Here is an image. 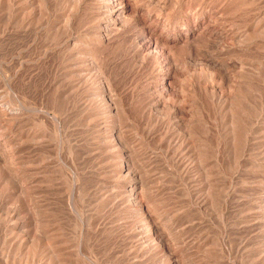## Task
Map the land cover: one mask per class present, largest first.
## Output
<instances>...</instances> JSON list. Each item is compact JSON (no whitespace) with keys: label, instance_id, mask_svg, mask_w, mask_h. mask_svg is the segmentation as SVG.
Segmentation results:
<instances>
[{"label":"rangeland","instance_id":"rangeland-1","mask_svg":"<svg viewBox=\"0 0 264 264\" xmlns=\"http://www.w3.org/2000/svg\"><path fill=\"white\" fill-rule=\"evenodd\" d=\"M62 1L63 0H46V3L42 5V7L44 8L45 6V8L43 9L41 7V11H39L40 14L39 12L37 13L39 15L35 14L33 17V35L35 33L37 36L36 42L34 43L35 45H33L35 49L33 46L30 48H25L22 51L23 54L19 51V47L22 46L20 41L22 42V40L25 38L20 37L19 35L24 34V31L21 30V32L17 25L14 24L4 26L6 15L4 14V17H0V24H2V28L0 25V31L2 30L0 32V104L2 103L4 106H9L11 108V110L7 111L6 114L10 126L2 125V127L0 125V156L4 158V162L9 159V156L11 157V153H13L14 157L13 161H11V157V159L5 163L6 165L3 164L4 162L2 159L0 161V172H2L1 166L5 165L6 167L8 165L6 168L8 173L10 172V175H12L7 177L3 172L0 173V236L2 237V239L0 237V264H54L49 262V252L44 253L43 251V253L40 255L37 252H35L34 255L32 254L33 248L36 246L33 245L35 240H37L39 237L43 238L45 235L51 233L53 234L52 237H55L56 240L59 241L58 243L61 244L56 245L59 250V252H57L58 264H168V261L165 260L166 258L163 257L164 259H161L162 256L160 251L154 250L155 252L151 251V253L148 252L146 255L141 256L142 258H137L135 256L136 249L129 250L127 248L128 245L133 243V240H139L142 238L144 239L145 235L142 234L145 233L144 228L140 227L137 228L138 230H131V233L130 231L128 232L130 221L134 220L135 216L133 219L127 218L130 215H127V213H129L127 203H119L115 205V207H105L104 209L99 201L94 198L95 187L97 184L100 185L104 182L103 184L109 186L114 182L113 177L109 175V172H107L111 169V167H114V158H110L109 155L111 152L116 154L115 151L119 150L118 148L111 146L107 148V150L103 149L102 141L100 138H98L103 133L106 134V128L104 127H107L108 123L111 122L110 120H116L114 124H116V126L121 129L124 139L127 140V145L130 144L127 146V148L129 151H132L131 153L132 159L134 160V166L136 165V167H133V170L135 168L134 171H137L136 173L141 174L144 179H148L153 182L150 183V190L151 192L154 191L151 193L153 194L151 196L153 199H151L153 200L152 203L157 202L156 204L158 205V210L160 211H164L165 209L169 211L172 208L171 212L173 211L172 213H176L188 203L187 197H184V195H180L178 193V188L183 189L184 185L182 184V181H180L177 170H174L175 165L172 159V152L180 143L178 140H183L184 138V128L189 130V133L191 132L190 134L193 137V143L196 141V138H199L198 141H200V139H204L205 142L207 141L206 144H208L207 149L209 154V166H207L209 169L207 170V173L210 176L208 180L213 181L215 188L217 184L216 190L220 193L219 194L216 192L217 194H215L214 205L215 207L217 205L220 206L216 208L218 211L219 209L221 210L225 216V221L227 220L226 223L229 224L227 225V235L223 236L224 233L219 231V226L212 222V219L209 215L208 217H204V215L200 216V213L196 212L195 217L200 218L198 220L195 218L196 225L198 223L199 229L204 227L202 228L203 234H207L208 238L214 241L213 244L212 242L209 243V241L200 242L199 240V244L201 243V245H206L205 247L213 245L215 250L219 251L218 254H221L218 256L219 258H212L209 256L212 258V260L220 259L218 264H223V261H225L224 264H256L260 260L262 263L259 262L257 264H263L264 32L260 35L252 34L251 27H257L261 25V28L264 30V0H126V17L122 18L119 23L115 25V27L110 25L111 23H109L107 19H103L100 15L96 14L94 5H92V0H84L82 4L77 6H71L68 3L66 4L65 1ZM158 2H163V4L166 5L163 12L164 16L168 15L166 20L164 19V16L162 18L157 17ZM114 15L115 14L112 16L115 17ZM61 17H65L64 19H66V21L68 20L66 23L69 25L65 24L64 19ZM51 19L52 21H56L55 23L58 21L56 24V27L58 26L57 31L49 28L47 22H52ZM61 19L63 24L60 23ZM107 22L109 24L104 28L103 23ZM40 26H43V28ZM47 27L48 32L45 30ZM235 27L236 29H234ZM227 29H229V33L231 32V38V35L235 34L236 31H238V33L240 31V34L248 37V40L244 44H238L233 39H226L225 33ZM99 31L104 34L103 37L98 36ZM166 31L169 32L168 36L166 35ZM71 32L72 34H70ZM16 34L18 36H15ZM8 35L11 37H8ZM222 37H225V40ZM38 38L41 39L38 40ZM154 38L157 39V42H155ZM74 39H77L76 48H73L71 45ZM2 40L4 41L3 43ZM64 43L65 45H63ZM62 46L63 48L61 49ZM16 50L19 51V54L18 52L16 53ZM27 50L29 52H27ZM86 52H89L91 56L90 58L92 60H88L86 57H84ZM68 54L70 55L66 56ZM11 55L12 57H10ZM17 55H19V57ZM21 55H25L26 57L24 56V58ZM35 59H37L38 62H36ZM9 60L10 62H8ZM18 62L21 65L18 64ZM42 68L45 69L43 70ZM167 70H170V76L166 74ZM168 78L169 82L167 92L160 90L156 85L160 82L161 84H166ZM103 79L109 83L110 87L105 86L108 83H105ZM59 80L62 81L63 87L68 89L65 95L58 93L56 83ZM100 85L102 86L100 87ZM102 89L109 93L108 94L105 92L103 99V95L101 94ZM174 90L177 92L175 91V93ZM91 95L93 97H91ZM97 95H99V97ZM217 95H219V101L216 99ZM111 100L113 102H110ZM16 108L17 110L20 109V112L19 110L16 112ZM108 108L116 109V114L118 115L113 114L114 110L110 114L107 112L105 113L104 111ZM173 108H176L175 114L173 112ZM43 111L45 114L42 113ZM72 111L75 112L72 113ZM49 116L52 118L50 119ZM54 117L57 118L59 123ZM198 119H203L204 124H201L200 126ZM58 128L60 130H58ZM29 135L37 136V138L35 141H32ZM30 144L32 145L30 146ZM175 144H177V146ZM188 144L191 143L189 142ZM72 145L75 147H72ZM188 149L191 148L189 147ZM241 149H243V151ZM5 150L9 151L5 152ZM151 150L153 151L150 152ZM180 150L181 153L187 152L185 148L179 149V152ZM1 151H3L4 154L1 153ZM14 152H16L15 156ZM96 153L98 154L96 155ZM5 154L8 155L5 157ZM104 154L107 156H104ZM233 154L235 156L234 158ZM217 155H221V158ZM236 155L239 156V158ZM88 158L92 159L89 160ZM50 162L52 166L50 165ZM218 162H220L221 165H219L220 163ZM214 163L218 166V168H215L217 166ZM142 165L145 169V172L147 171L146 174L143 167H141ZM210 165L212 167H210ZM42 168H50V170L41 172ZM95 168H105L104 170L106 173H102L101 175L98 173V171H95ZM168 169L171 170L172 173ZM152 170L155 171L153 172ZM212 173H214L213 176ZM219 173L222 175H219ZM148 175L150 179L148 178ZM198 176L199 180L201 181L198 180L197 184L200 186L203 185V187H205L206 182L204 181V176ZM6 177L9 178L8 181ZM22 180L23 182L25 181L24 184ZM29 181L30 183L33 181V183L30 184ZM157 181H159L158 184H156ZM174 181H177L178 183H175ZM220 182L223 185L220 184ZM169 183H173V185ZM155 185L157 188H154L156 187ZM219 185L221 188H219ZM13 186L16 187L14 188ZM25 186H27V188ZM23 187L26 190L23 189ZM61 187H64V189ZM72 188H74V190ZM71 190H73L74 194ZM36 191L39 193H36ZM175 191L177 192L175 193ZM24 193H26V195H24ZM91 193H93V195ZM22 196L25 197L23 198ZM225 196L229 198L227 199ZM28 198H30L31 201ZM229 200L231 201L226 202ZM65 201H67V203L71 201V204H64L66 203ZM238 202L240 207L238 206ZM162 206L164 209H162ZM225 206L226 210H224ZM239 208H242L243 216L251 219L255 224L254 228H252L253 231L252 229L250 230L249 228L242 227V230H240L242 232H240L241 234L234 233L235 231H233V224L236 218L235 213H237V210L235 209ZM41 211L43 213H41L42 215H40ZM228 211L231 212L229 213ZM232 212L233 216L231 214ZM63 213L66 214L63 216ZM34 216L37 217V220ZM102 217H105L104 219L107 218L108 220L115 221L116 225H118V229L113 233H108L106 231L104 234H99V232L95 230V227L97 221L103 219ZM82 220L83 222L85 220V222L82 223ZM38 222L40 223L39 225ZM203 224L206 227L203 226ZM176 225L178 226V224ZM209 225L212 228H209ZM121 228H124L125 230ZM41 232L42 235H40ZM129 233L130 235H127ZM190 233L189 234L191 235V238L195 237L196 233L192 231ZM125 234L130 237L125 236ZM244 238H248L247 243L249 245L247 244V248H249V251L253 250L252 252H254L253 255H251V259L250 257H245V254L248 252L247 248L245 249L246 252L239 250L238 252L236 251L234 253L236 242L239 239ZM179 240L182 242V239H178L176 242H174V245H172L171 248H174V250L178 252L181 257L183 256L182 254L187 255L185 258L184 256L182 257L185 260L187 258V260L195 262L197 260L202 264H209L212 261L207 258L208 256L205 253L207 252L206 249H204L205 251H201L200 254H196L195 252L193 253L192 250L194 249H192L189 254H186L188 252H186L184 249H181L185 247V245L178 242ZM129 241L131 242L129 243ZM223 241H227L229 245L227 242L224 243ZM233 241H235V243ZM222 247L225 248V250H223ZM227 249L230 250L228 251ZM226 251L227 253H225ZM190 255L192 256L191 259ZM237 255L241 256L238 257ZM32 256H34L33 259ZM99 259L101 260L99 261ZM159 259L163 261L161 262ZM225 259H228L232 262ZM203 261L205 262L203 263Z\"/></svg>","mask_w":264,"mask_h":264},{"label":"bare ground","instance_id":"bare-ground-1","mask_svg":"<svg viewBox=\"0 0 264 264\" xmlns=\"http://www.w3.org/2000/svg\"><path fill=\"white\" fill-rule=\"evenodd\" d=\"M51 1V0H50ZM53 1H56V0H53ZM63 1H65L66 2V4L68 3V4H70L71 6H77V5H79V4H82V2L84 1V0H63ZM62 1V2H63ZM86 1V0H85ZM46 3V0H0V17H4L3 15L5 14L6 16V18H5V20H4V26H9V25H11V24H14V25H17V27L20 29V31L21 30H23L24 32V34H25V36H24V34H22V35H19L20 37H24L25 39H23L22 40V42L20 41V43H21V47H19L20 48V52L22 53V51L25 49V48H30L31 46H33V45H35L34 43L36 42V39H37V36H36V34L34 33V35H33V30H34V27H33V25H34V16H35V14H37L39 11H41L40 9H41V7H42V5H44ZM48 3V2H47ZM51 3V2H50ZM86 3V2H85ZM92 5H94V10H95V12H96V14L97 15H100L101 16V18H103V19H107L108 20V22L109 23H111L110 25H112V26H114L115 27V25L116 24H118L119 23V21L122 19V18H124V17H126L125 16V14H126V11H127V2H126V0H92ZM133 3V2H132ZM131 4V3H130ZM47 5V4H46ZM62 5V4H61ZM64 5V4H63ZM158 6V14H157V17H159V18H162L163 16H164V14H163V12H164V10H165V6L166 5H164L163 4V2H158V4H157ZM130 6V5H129ZM47 7V6H46ZM54 7V6H53ZM62 7V6H61ZM60 7V8H61ZM43 8V7H42ZM44 8H45V6H44ZM43 8V9H44ZM49 8H51V7H49ZM65 8V7H64ZM63 8V9H64ZM211 8V7H210ZM42 9V10H43ZM129 9V8H128ZM46 10V9H45ZM54 10V9H53ZM131 10V9H130ZM46 12H48V11H46ZM50 13V12H49ZM55 13V12H54ZM135 13V12H134ZM166 13V12H165ZM39 14H40V12H39ZM39 14H37V15H39ZM57 14V13H56ZM64 14V13H63ZM113 14H115L114 16L115 17H113L112 15ZM131 14V13H130ZM258 14V13H257ZM259 14H260V12H259ZM96 15V16H97ZM57 16V15H56ZM64 16V15H63ZM67 16V15H66ZM49 17L51 18V16L49 15ZM53 17V16H52ZM168 17V15L167 16H164V19L166 20V18ZM187 17V16H186ZM37 18V17H36ZM60 18V17H59ZM62 18V17H61ZM65 18V17H64ZM64 18H62V19H64ZM152 18V17H151ZM154 18V17H153ZM259 18V17H258ZM49 19V18H48ZM62 19L60 20V23H62L63 21H62ZM71 19V18H70ZM45 20V19H44ZM50 20V19H49ZM56 20V19H55ZM1 21H3V20H1ZM46 21V20H45ZM51 21H52V19H51ZM62 21V22H61ZM64 23L65 24H68V23H66L67 21H66V19H64ZM111 21V22H110ZM255 21H256V19H255ZM44 22V21H43ZM50 21H48L47 22V24L49 25V28H51V29H53V30H55V31H57V27H56V24L58 23V21H57V23H55L56 21H52V22H50ZM71 22V21H70ZM103 23L104 24V28L105 27H107V25L109 24V23ZM125 22V21H124ZM3 23V22H2ZM46 23V22H45ZM263 23V22H262ZM47 24H45V25H47ZM63 24V23H62ZM86 24V23H85ZM101 24V23H100ZM99 24V25H100ZM153 24V23H152ZM1 25V28H2V24H0ZM36 25V24H35ZM58 25H60V24H58ZM69 25V24H68ZM67 25V26H68ZM120 25H121V23H120ZM245 26V25H244ZM252 26V25H251ZM11 27V26H10ZM41 27V26H40ZM184 27V26H183ZM227 27V26H226ZM232 27V26H231ZM262 26L261 25H259V26H257V27H251V31H252V34H257V35H260V34H263V32H264V30H263V28H261ZM15 28V27H14ZM13 28V29H14ZM41 28H43V26L41 27ZM40 28V29H41ZM62 28H64V27H62ZM119 28V27H118ZM238 28V27H237ZM48 29V27L45 29V30H47ZM224 29V28H223ZM230 29H232V28H230ZM234 29H236V27L234 28ZM9 30V29H8ZM11 30V29H10ZM16 30V29H15ZM44 30V29H43ZM61 30H63V29H61ZM167 30V29H166ZM172 30V29H171ZM2 31V30H1ZM0 31V32H1ZM4 31V30H3ZM107 31H109V30H107ZM225 31V30H224ZM233 31V30H232ZM22 32V31H21ZM38 32V31H37ZM36 32V33H37ZM47 32H48V30H47ZM67 32V31H66ZM222 32V31H221ZM220 32V33H221ZM7 33V32H6ZM8 33H9V31H8ZM7 33V34H8ZM14 33V32H13ZM19 33V32H18ZM54 33V32H53ZM69 33V32H68ZM105 33V32H104ZM151 33V32H150ZM171 33V32H170ZM242 33V32H241ZM20 34V33H19ZM41 34V33H40ZM70 34H72V32L70 33ZM69 34V35H70ZM108 34V33H107ZM106 34V35H107ZM230 34H231V32L229 33V29H227L226 30V33H225V37H226V39H228V40H230V39H233V40H235V42L236 43H238V44H244L247 40H248V37H246V36H243V35H241L240 34V31H239V33H238V31H236V33L235 34H233V35H231L232 36V38L230 37ZM5 35V34H4ZM33 35V36H32ZM43 35V34H42ZM50 35V34H49ZM166 35L168 36L169 35V32L168 31H166ZM5 36H7V35H5ZM15 36H18L17 34L15 35ZM99 37H103L104 36V34L102 33V32H100L99 31V35H98ZM149 36V35H148ZM159 36V35H158ZM4 37V36H3ZM8 37H11V36H9L8 35ZM68 37V36H67ZM66 37V38H67ZM72 37H73V35H72ZM225 37H222V38H224V40H225ZM69 38V37H68ZM9 39H11V38H9ZM8 39V40H9ZM14 39V38H13ZM16 39H17V37H16ZM39 39H41V38H38V40ZM60 39H62V38H60ZM72 39V38H71ZM150 39V38H149ZM3 40H5V39H3ZM2 40V43L4 42ZM19 40V39H18ZM43 40V39H42ZM67 40V39H66ZM70 40V39H69ZM143 40H145V39H143ZM154 40H155V42H157V39H155L154 38ZM1 41V40H0ZM77 39H74L73 40V42L71 43V45L73 46V48L75 47H77ZM262 41V40H261ZM8 42V41H7ZM10 42V41H9ZM12 42H13V40H12ZM15 42V41H14ZM19 43V42H18ZM53 43V42H52ZM61 43V42H60ZM146 43V42H145ZM149 43V42H148ZM218 43V42H217ZM11 44V43H10ZM55 44H56V42H55ZM58 44V43H57ZM154 44V43H153ZM165 44V43H164ZM167 44V43H166ZM4 45V44H3ZM13 45V44H12ZM17 45V44H16ZM37 45V44H36ZM63 45H65V43L63 44ZM10 46V45H9ZM19 46V45H18ZM38 46V45H37ZM58 46V45H57ZM61 46V45H60ZM17 47V46H16ZM40 47V46H39ZM49 47H50V45H49ZM153 47V46H152ZM4 48V47H3ZM11 48V47H10ZM9 48V49H10ZM18 48V49H19ZM33 48L35 49V47L33 46ZM63 48V46L61 47V49ZM65 48H66V46H65ZM70 48V47H69ZM52 49V48H51ZM58 49V48H57ZM59 49H60V47H59ZM5 50H6V47H5ZM154 50V49H153ZM1 51V50H0ZM3 51V50H2ZM19 51H17L16 50V53L18 52V54H19ZM31 51V50H30ZM33 51V50H32ZM49 51H51V50H49ZM58 51V50H57ZM60 51V50H59ZM76 51V50H75ZM75 51H74V53H75ZM155 51V50H154ZM27 52H29L28 50H27ZM26 52V53H27ZM42 52V51H41ZM43 52H44V50H43ZM42 52V53H43ZM69 52H71V51H69ZM79 52V51H78ZM1 53V52H0ZM10 53V52H9ZM14 53V52H13ZM15 53V54H16ZM25 53V55L27 56V54ZM68 53V52H67ZM73 53V52H72ZM72 53H71V55H72ZM77 53V52H76ZM23 54V53H22ZM54 54V53H53ZM56 54V53H55ZM64 54V53H63ZM77 54H79V53H77ZM155 54H156V52H155ZM5 55V54H4ZM24 55V56H25ZM45 55V54H44ZM70 54H68V55H66V56H69ZM80 55V54H79ZM207 55V54H206ZM18 57H19V55H17ZM22 56V55H21ZM24 56H22V57H24ZM25 56V57H26ZM41 56H42V54H41ZM47 56V55H46ZM57 56V55H56ZM75 56V55H74ZM10 57H12V55L10 56ZM24 57V58H25ZM77 57V56H76ZM84 57H86V59H88V60H92L90 57V54H89V52L87 53H85V55H84ZM43 58V57H42ZM62 58V57H61ZM18 59V58H17ZM20 59V58H19ZM65 59V58H64ZM13 60V59H12ZM36 60V62H38L37 61V59H35ZM39 60V59H38ZM1 61V60H0ZM14 61V60H13ZM28 61V60H27ZM66 61V60H65ZM81 61V60H80ZM203 61V60H202ZM8 62H10V60L8 61ZM89 62V61H88ZM92 62V61H91ZM189 62V61H188ZM204 62V61H203ZM253 62V61H252ZM5 63V62H4ZM72 63H74V62H72ZM169 63V62H168ZM16 64V63H15ZM18 64H20L19 62H18ZM42 64V63H41ZM56 64V63H55ZM76 64V63H75ZM91 64V63H90ZM93 64H94V62H93ZM224 64V63H223ZM264 64V63H263ZM4 65V64H3ZM6 65V64H5ZM21 65V64H20ZM22 65H23V61H22ZM64 65V64H63ZM71 65H73V64H71ZM77 65V64H76ZM80 65V64H79ZM175 66V65H174ZM262 66V65H261ZM264 66V65H263ZM48 67V66H47ZM61 67V66H60ZM74 67H75V65H74ZM10 68V67H9ZM11 68H12V66H11ZM39 68V67H38ZM55 68V67H54ZM94 68V67H93ZM220 68V67H219ZM24 69V68H23ZM43 69V68H42ZM45 69V68H44ZM43 69V70H44ZM92 69V68H91ZM27 70V69H26ZM37 70V69H36ZM41 70V69H40ZM207 70V69H206ZM211 70V69H210ZM50 71V70H49ZM81 71V70H80ZM95 71V70H94ZM216 71V70H215ZM225 71V70H224ZM65 72V71H64ZM67 72H68V70H67ZM99 72V71H98ZM70 73V72H69ZM74 73V72H73ZM173 73V72H172ZM22 74V73H21ZM45 74H46V72H45ZM63 74V73H62ZM72 74V73H71ZM80 74H82V73H80ZM166 74L168 75V76H170L171 75V73H170V70H167L166 71ZM42 75V74H41ZM99 75H100V73H99ZM173 75V74H172ZM228 75V74H227ZM226 75V76H227ZM4 76V75H3ZM44 76V75H43ZM102 76V75H101ZM48 77V76H47ZM108 77V76H107ZM103 78V77H102ZM232 78V77H231ZM16 79V78H15ZM53 79V78H52ZM51 79V80H52ZM81 79V78H80ZM83 79V78H82ZM226 79V78H225ZM63 80V79H62ZM104 80V79H103ZM153 80V79H152ZM169 80V78L167 79V83L166 84H161V82L160 83H158L156 86L160 89V90H162V91H166L167 92V89H168V81ZM7 81V80H6ZM90 81V80H89ZM105 81V80H104ZM103 81V82H104ZM20 82V81H19ZM52 82V81H51ZM107 81H105V83H106ZM264 82V81H263ZM4 83V82H3ZM97 83H98V81H97ZM104 83V84H105ZM108 83V82H107ZM212 83V82H211ZM46 84V83H45ZM57 90H58V93L59 94H63V95H65V93H66V91L68 90L66 87H63V83H62V81H58L57 83ZM66 84V83H65ZM64 84V85H65ZM101 84V83H100ZM103 84V83H102ZM155 85V84H154ZM173 85V84H172ZM212 85V84H211ZM215 85V84H214ZM7 86H9V85H7ZM17 86V85H16ZM102 85H100V87H101ZM105 86H109V83L108 84H106ZM175 86V85H174ZM110 87V86H109ZM208 87V86H207ZM170 88V87H169ZM262 88V87H261ZM12 89V88H11ZM72 89V88H71ZM105 89V88H104ZM104 89H102V92L101 91H97V92H101V94L103 95V97H102V99L104 98V94H105V90ZM107 89V88H106ZM110 89V88H109ZM108 89V90H109ZM189 89V88H188ZM208 89H210V88H208ZM264 89V88H263ZM26 90V89H25ZM51 90V89H50ZM98 90V89H97ZM107 90V91H108ZM13 91V90H12ZM20 91V90H19ZM45 91V90H44ZM43 91V92H44ZM81 91V90H80ZM176 90H174V92H175ZM79 92V91H78ZM177 92V91H176ZM175 92V93H176ZM40 93H42V92H40ZM90 93H91V91H90ZM93 93H95V92H93ZM106 93H108V92H106ZM179 93V92H178ZM51 94V93H50ZM109 94V93H108ZM107 94V95H108ZM164 94V93H163ZM171 94V93H170ZM181 94V93H180ZM16 95V94H15ZM36 95V94H35ZM45 95V94H44ZM76 95V94H75ZM165 95V94H164ZM216 95V94H215ZM57 96V95H56ZM98 97H99V95H97ZM106 96V95H105ZM218 96L219 95H217V97H216V99L219 101V98H218ZM39 97V96H38ZM42 97V96H41ZM45 97V96H44ZM91 97H93L92 95H91ZM158 97V96H157ZM212 97H213V95H212ZM71 98H72V96H71ZM108 98V97H107ZM112 98V97H111ZM186 98V97H185ZM231 98V97H230ZM74 99V98H73ZM79 99V98H78ZM82 99V98H81ZM109 99H110V97H109ZM108 99V100H109ZM214 99V98H213ZM262 99V98H261ZM46 100V99H45ZM97 100V99H96ZM221 100V99H220ZM40 101V100H39ZM72 101V100H71ZM45 102V101H44ZM109 102V101H108ZM110 102H113L112 100L110 101ZM225 102V101H224ZM63 103V102H62ZM149 104V103H148ZM188 104V103H187ZM108 105V104H107ZM92 106V105H91ZM113 106H115V105H113ZM191 106V105H190ZM190 106H188V107H190ZM77 107H78V105H77ZM109 107V106H108ZM174 107V106H173ZM23 108V107H22ZM44 108H46V107H44ZM69 108V107H68ZM67 108V109H68ZM114 108H116V107H114ZM114 108H108L107 110H105L104 112L106 113H111L113 110H114V113L113 114H115V115H118V114H116V109H114ZM120 108V107H119ZM163 108H164V106H163ZM51 109V108H50ZM70 109H71V107H70ZM121 109V108H120ZM215 109V108H214ZM9 110H11V108L9 107V106H4V104H0V125L2 126H10V124H9V120H7V117H6V114H7V111H9ZM19 110V112H20V109H18ZM17 110V108H16V112L18 111ZM44 110V109H43ZM94 110V109H93ZM177 110H178V108H177ZM41 111H42V108H41ZM46 111V110H45ZM55 111V110H54ZM121 111V110H120ZM10 112H13V111H10ZM9 112V113H10ZM16 112H15V114H16ZM69 112V111H68ZM75 111H72V113H74ZM88 112V111H87ZM99 112V111H98ZM103 112V113H104ZM173 112H174V114L176 113V108H173ZM172 112V113H173ZM194 112V111H193ZM8 113V114H9ZM22 113V112H21ZM42 113H44L45 114V112L43 111ZM77 113V112H76ZM86 113V112H85ZM190 113V112H189ZM12 114V113H11ZM47 114V113H46ZM94 114H96V113H94ZM98 114V113H97ZM158 114V113H157ZM184 114V113H183ZM48 115V114H47ZM62 115V114H61ZM66 115V114H65ZM114 115V116H115ZM171 115H173V114H171ZM179 115V114H178ZM27 116H28V114H27ZM91 116V115H90ZM163 116V115H162ZM205 116V115H204ZM50 117V116H49ZM176 117V116H175ZM190 117V116H189ZM52 117H50V119H51ZM55 118V117H54ZM58 118H61V117H58ZM64 118V117H63ZM77 118V117H76ZM170 118V117H169ZM188 118V117H187ZM191 118V117H190ZM198 118V117H197ZM78 119V118H77ZM117 119H118V116H117ZM151 119V118H150ZM178 119V118H177ZM180 119V118H179ZM252 119V118H251ZM18 120V119H17ZM48 120V119H47ZM54 120V119H53ZM55 120L57 121V118H55ZM60 120H62V119H60ZM192 120H193V118H192ZM256 120V119H255ZM111 122L110 123H108V125H107V127H104V128H106V134L105 133H103L100 137H98V138H100V140L102 141V148L103 149H105V150H107V148H109L110 146L111 147H115V148H118V150L119 151H115L116 152V154H114L113 152H111L110 153V155H109V153H108V155H109V157L110 158H114V167L112 168L111 167V169L109 170V171H107V172H109V175L110 176H112L113 177V180H114V182L111 184V185H109V186H107V185H105V184H103L102 182V184H97L96 185V187H95V194H94V198L96 199V200H98L99 201V203L101 204V206L102 207H104V209H105V207H115V205H117V204H119V203H127V208H128V211H129V213H127V215L128 214H130L127 218H130V219H133V217H134V220H132V221H130V224H129V228H128V232L130 231V233H131V230H133V229H137V228H144V232L145 233H142L143 235H144V239L142 238V237H140V238H142V239H139V240H133V243L131 244V245H128V249L130 250V249H136L135 251H136V254H135V256L138 258H142L141 256H143V255H146L148 252H150L151 253V251H153V252H155L154 250H157V251H160V253H161V259L164 257V258H166L165 260H167L168 261V264H202V263H200L199 261H197L196 260V262L195 261H191V260H185L184 258H185V256H187V255H184V254H182L183 256H184V258H182L181 257V255L178 253V252H176L175 250H174V248H171V246L172 245H174V242H176L178 239H182V242H180V240L178 241V242H180V243H183V245H185V247H183V248H181V249H184V250H186V252H188V253H186V254H189V252L192 250V249H194V250H192V252L194 253H198V254H200V252L201 251H205L204 249H206L207 250V252H205L206 254H207V258H209V260H212V258L213 257H218V256H220L218 253H219V251L218 250H215V248H214V246L213 245H210V246H208V247H205L206 245H201V243L199 244V240H200V242L202 241V242H208L209 241V243L210 242H214V241H212V240H210L209 238H208V236H207V234L206 235H204L203 234V229L202 228H204V227H201V229H199L198 228V223H197V225H196V223H195V221L196 220H198V219H200V218H196L195 216V213L197 212H199L200 213V216L201 215H204V217L205 216H207L208 217V215L210 216V218L212 219V222L213 223H215L216 225H218L219 226V231H221V233H224L223 234V236L224 235H227V228H228V224L226 223V221H225V219H224V214L221 212V210L219 209V211L217 210V208L216 207H218L219 205H217L216 207H215V203H214V200H215V194H217V193H219L217 190H216V188H217V184H216V188H215V186H214V183H213V181H209L208 179H209V174L207 173V170L209 169L207 166H209L208 165V156H209V154H208V149H207V145L208 144H206V142H205V140L204 139H200V141H198V139L199 138H196V141H198V142H194L193 143V137H192V135L189 133V130H186V128H184V138H183V140H178V141H180V145L178 144V146H177V144H175L176 146V148L173 150V152H172V159H173V161H174V165H175V168H174V170H177V174H178V176H179V178H180V181H182V184L184 185L183 186V189L181 188H178L177 190H178V193L180 194V195H184V197L186 196L187 197V200H188V203L185 205V207L183 206V208H181L180 209V211H178V212H176V213H172L171 212V210H172V208H171V210H167V209H165L164 211L163 210H158V205L154 202V203H152V195L153 194H151V193H153V192H151V190H150V183L152 182V181H150V180H148V179H144L143 178V176L141 175V174H139V173H136L137 171H134L135 170V168H134V170H133V167H136V165L134 166V160L132 159V151H129L128 150V148H127V146L128 145H130V144H128L127 145V140H125L124 139V137H123V133H122V131H121V129L119 128V127H117L116 126V124H114V122L116 121V120H110ZM180 121V120H179ZM179 121H177V122H179ZM45 122V121H44ZM58 122V121H57ZM69 122V121H68ZM166 122V121H165ZM186 122V121H185ZM198 122L200 123L199 125L201 126V124H204V120L203 119H198ZM59 123V122H58ZM104 123V122H103ZM167 123H168V121H167ZM166 123V124H167ZM215 123V122H214ZM259 123V122H258ZM17 124V123H16ZM61 124H62V122H61ZM95 124V123H94ZM118 124V123H117ZM171 124V123H170ZM186 124V123H185ZM190 124H192V123H190ZM210 124V123H209ZM59 125V124H58ZM63 125V124H62ZM87 125V124H86ZM99 125V124H98ZM2 126V127H3ZM119 126V125H118ZM161 126V125H160ZM166 126V125H165ZM217 126V125H216ZM65 127V126H64ZM77 127V126H76ZM103 127V126H102ZM236 127V126H235ZM20 128V127H19ZM188 128V127H187ZM199 128H202V127H199ZM217 128V127H216ZM239 128V127H238ZM24 129V128H23ZM170 129V128H169ZM235 129H237V128H235ZM250 129V128H249ZM1 130V129H0ZM20 130V129H19ZM58 130H60L59 128H58ZM104 130V129H103ZM102 130V131H103ZM222 130V129H221ZM253 130V129H252ZM82 131V130H81ZM175 131V130H174ZM181 131V130H180ZM216 131V130H215ZM245 131V130H244ZM28 132V131H27ZM59 132V131H58ZM176 132V131H175ZM183 132V131H182ZM211 132V131H210ZM247 132V131H246ZM20 133V132H19ZM155 133V132H154ZM218 133V132H217ZM248 133V132H247ZM25 134H26V132H25ZM37 134V133H36ZM68 134V133H67ZM76 134V133H75ZM249 134H251V133H249ZM17 135H18V133H17ZM50 135V134H49ZM71 135V134H70ZM216 135V134H215ZM214 135V136H215ZM2 136V135H1ZM7 136V135H6ZM16 136V135H15ZM135 136V135H134ZM5 137V136H4ZM13 137V136H12ZM29 137L32 139V141H35V139L37 138V136H34V135H29ZM96 137V136H95ZM111 139H110V138ZM171 137V136H170ZM242 137V136H241ZM6 138V137H5ZM10 138V137H9ZM14 138V137H13ZM16 138V137H15ZM28 138V137H27ZM43 138V137H42ZM48 138V137H47ZM94 138V137H93ZM97 138V137H96ZM108 138H109V140H108ZM203 138V137H202ZM212 138V137H211ZM3 139V138H2ZM1 139V140H2ZM90 139V138H89ZM92 139V138H91ZM138 139V138H137ZM206 139V138H205ZM242 139V138H241ZM5 140V139H4ZM9 140V139H8ZM14 140V139H13ZM21 140V139H20ZM72 140V139H71ZM130 140V139H129ZM163 140V139H162ZM175 140V139H174ZM177 140V139H176ZM250 140V139H249ZM39 141V140H38ZM85 141V140H84ZM191 143V144H188L189 142ZM247 141V140H246ZM1 142V141H0ZM4 142V141H3ZM10 142V141H9ZM56 142V141H55ZM98 142V141H97ZM188 142V143H187ZM215 142V141H214ZM7 143V142H6ZM31 143H33V142H31ZM48 143V142H47ZM60 143V142H59ZM88 143V142H87ZM152 143V142H151ZM219 143V142H218ZM246 143V142H245ZM248 143V142H247ZM3 144V143H2ZM1 144V145H2ZM10 144V143H9ZM16 144V143H15ZM80 144V143H79ZM94 144V143H93ZM6 145V144H5ZM32 144H30V146H31ZM38 145H39V143H38ZM37 145V146H38ZM83 145V144H82ZM90 145V144H89ZM132 145V144H131ZM242 145V144H241ZM245 145V144H244ZM16 146V145H15ZM14 146V147H15ZM36 146V147H37ZM74 145H72V147H73ZM76 146H77V144H76ZM92 146H95V145H92ZM100 146V145H99ZM161 146V145H160ZM246 146V145H245ZM5 147H7V146H5ZM11 147V146H10ZM49 147V146H48ZM50 147H51V144H50ZM67 147V146H66ZM75 147V146H74ZM78 147V146H77ZM81 147V146H80ZM191 148V149H188V148ZM210 147V146H209ZM86 148H87V146H86ZM137 148V147H136ZM164 148V147H163ZM182 148H185L186 150H187V152H185V153H181V150H180V152H179V149H182ZM233 148H234V146H233ZM236 148V147H235ZM245 148V147H244ZM3 149V148H2ZM1 149V150H2ZM10 149V148H9ZM19 149V148H18ZM17 149V150H18ZM79 149V148H78ZM94 149V148H93ZM96 149V148H95ZM129 149H130V147H129ZM132 149V148H131ZM229 149V148H228ZM246 149H247V147H246ZM77 150V149H76ZM82 150V149H81ZM80 150V151H81ZM92 150V149H91ZM134 150V149H133ZM213 150V149H212ZM215 150H218V149H215ZM214 150V151H215ZM242 151H243V149H241ZM245 150V149H244ZM4 151V150H3ZM3 151H1V153H3ZM7 150H5V152H6ZM9 151V150H8ZM7 151V152H8ZM66 151V150H65ZM79 151V150H78ZM138 151V150H137ZM153 150H151L150 152H152ZM164 151V150H163ZM223 151V150H222ZM17 152V151H16ZM16 152H14V156H15V153ZM21 152V151H20ZM82 152V151H81ZM134 152V151H133ZM141 152V151H140ZM210 152V151H209ZM216 152V151H215ZM10 153H11V150H10ZM54 153V152H53ZM86 153V152H85ZM162 153V152H161ZM237 153H239V152H237ZM4 154V153H3ZM43 154H45V153H43ZM42 154V155H43ZM98 153H96V155H97ZM138 154V153H137ZM163 154V153H162ZM219 154V153H218ZM221 154H222V152H221ZM224 154V153H223ZM243 154V153H242ZM8 155V154H7ZM6 154H5V157L7 156ZM82 155V154H81ZM101 155H103V154H101ZM139 155V154H138ZM144 155H146V154H144ZM149 155V154H148ZM245 155V154H244ZM3 156V155H2ZM39 156H41V155H39ZM49 156V155H48ZM94 156V155H93ZM104 156H107V155H105L104 154ZM133 156H134V154H133ZM169 156V155H168ZM211 156V155H210ZM218 156V155H217ZM237 156V155H236ZM11 157H12V159H11ZM11 157L9 156L8 158L9 159H11V161H13V153H11ZM38 157V156H37ZM52 157H53V155H52ZM97 157V156H96ZM100 157V156H99ZM154 157V156H153ZM218 157H220L221 158V155L220 156H218ZM235 156H234V154H233V158H234ZM238 158H239V156H237ZM7 158V159H8ZM19 158V157H18ZM17 158V159H18ZM28 158V157H27ZM78 158V157H77ZM76 158V159H77ZM79 158L81 159V157L79 156ZM87 158V157H86ZM95 158V157H94ZM107 158V157H106ZM135 158V157H134ZM211 158V157H210ZM232 158V157H231ZM1 159L3 160V162H4V158L3 157H1L0 156V161H1ZM6 159V158H5ZM9 159L7 160V161H9ZM50 159V158H49ZM55 159V158H54ZM65 159V158H64ZM64 159H62V160H64ZM89 160L90 159H92V158H88ZM217 159V158H216ZM216 159H214V160H216ZM264 159V158H263ZM19 160V159H18ZM30 160V159H29ZM39 160V159H38ZM77 160H79V159H77ZM76 160V161H77ZM88 160V161H89ZM136 160V159H135ZM236 160V159H235ZM239 160V159H238ZM237 160V161H238ZM7 161L6 162H2L3 164H5V163H7ZM60 161V160H59ZM100 161V160H99ZM98 161V162H99ZM137 161V160H136ZM135 161V162H136ZM150 161V160H149ZM156 161V160H155ZM212 161V160H211ZM222 161V160H221ZM241 161V160H240ZM257 161V160H256ZM15 162H16V159H15ZM64 162V161H63ZM83 162V161H82ZM81 162V163H82ZM91 162V161H90ZM140 162V161H139ZM166 162V161H165ZM214 162H216V161H214ZM235 162V161H234ZM8 163H11V162H8ZM27 163V162H26ZM31 163V162H30ZM67 163V162H66ZM71 163V162H70ZM76 163V162H75ZM103 163V162H102ZM169 163V162H168ZM212 163V162H211ZM218 163H220V162H218ZM226 163V162H225ZM229 163V162H228ZM1 164V163H0ZM56 164V163H55ZM64 164V163H63ZM78 164H79V162H78ZM89 164V163H88ZM93 164V163H92ZM150 164H151V162H150ZM170 164V163H169ZM215 164V163H214ZM240 164V163H239ZM238 164V165H239ZM242 164H244V163H242ZM247 164V163H246ZM6 165V164H5ZM5 165H3V166H1V169H2V172L5 174V176H7V177H10V176H12V175H10V172L8 173V170H7V166L5 167ZM12 165V164H11ZM15 165H16V163H15ZM18 165V164H17ZM22 165V164H21ZM50 165H51V162H50ZM59 165V164H58ZM66 165V164H65ZM65 165H64V167H65ZM80 165V164H79ZM112 165V164H111ZM138 165V164H137ZM149 165V164H148ZM213 165V164H212ZM216 165V164H215ZM219 165H221V163L219 164ZM251 165V164H250ZM253 165V164H252ZM44 166H45V164H44ZM52 166V165H51ZM50 166V167H51ZM55 166V165H54ZM85 166H87V165H85ZM90 166H92V165H90ZM165 166H169V165H165ZM171 166V165H170ZM217 166V165H216ZM227 166H229V165H227ZM236 166V165H235ZM259 166V165H258ZM13 167V166H12ZM95 167V166H94ZM103 167V166H102ZM105 167H107V166H105ZM139 167V166H138ZM141 167H143V165L141 166ZM210 167H212L211 165H210ZM232 167H233V165H232ZM9 168H10V165H9ZM69 168V167H68ZM107 168H109V167H107ZM106 168V169H107ZM140 168V167H139ZM148 168V167H147ZM155 168V167H154ZM167 168V167H166ZM165 168V169H166ZM215 168H218V166L217 167H215ZM231 168V167H230ZM28 169V168H27ZM33 169V168H32ZM80 169V168H79ZM82 169V168H81ZM84 169V168H83ZM96 170V172L98 171V173L99 174H101L102 175V173H106V171L104 170L105 168H95ZM143 169H144V167H143ZM142 169V170H143ZM171 169V168H170ZM222 169H224V168H222ZM10 170H13V169H10ZM25 170V169H24ZM31 170V169H30ZM37 170V169H36ZM38 170H40V169H38ZM47 170H50V168H48V169H46V168H42V170H41V172H45V171H47ZM91 170V169H90ZM89 170V171H90ZM169 170V169H168ZM173 170V171H174ZM237 170V169H236ZM239 170V169H238ZM23 171V170H22ZM153 171V170H152ZM155 171V170H154ZM153 171V172H154ZM170 172H171V170H169ZM2 172H0V173H2ZM13 172H15V171H13ZM12 172V173H13ZM34 172V171H33ZM52 172V171H51ZM75 172V171H74ZM144 172H145V169H144ZM147 172V171H146ZM146 172H145V174H146ZM210 172V171H209ZM212 172H213V170H212ZM11 173V174H12ZM22 173V172H21ZM59 173V172H58ZM83 173V172H82ZM86 173V172H85ZM84 173V174H85ZM88 173V172H87ZM90 173V172H89ZM92 173V172H91ZM172 173V172H171ZM216 173V172H215ZM221 173V172H220ZM219 173V175H222V174H220ZM236 173V172H235ZM16 174V173H15ZM17 174H20V173H17ZM38 174H39V172H38ZM76 174V173H75ZM81 174V173H80ZM94 174V173H93ZM176 174V173H175ZM213 174L214 173H212V176H213ZM1 175V174H0ZM27 175V174H26ZM155 175H157V174H155ZM173 175V174H172ZM198 175H203L204 176V181L206 182V185H205V187H203V185L202 186H200V185H198L197 184V181L199 180V176ZM235 175V174H234ZM14 176V175H13ZM32 176V175H31ZM60 176V175H59ZM83 176V175H82ZM93 176V175H92ZM91 176V177H92ZM202 176V177H203ZM216 176V175H215ZM215 176H214V178H215ZM6 177V179H7V181H8V179L9 178H7ZM24 177V176H23ZM42 177V176H41ZM56 177V176H55ZM147 177V176H146ZM151 177V176H150ZM232 177V176H231ZM12 178H15V177H12ZM17 178V177H16ZM21 178H22V176H21ZM20 178V179H21ZM70 178V177H69ZM93 178V177H92ZM96 178V177H95ZM148 178H149V175H148ZM152 178V177H151ZM155 178H157V177H155ZM165 178V177H164ZM178 178V177H177ZM176 178V179H177ZM213 178V179H214ZM218 178V177H217ZM220 178H222V177H220ZM225 178V177H224ZM18 179V178H17ZM36 179H38V178H36ZM51 179V178H50ZM61 179V178H60ZM98 179V178H97ZM150 179V178H149ZM167 179V178H166ZM172 179V178H171ZM212 179V178H211ZM230 179V178H229ZM1 180V179H0ZM19 180V179H18ZM35 180V179H34ZM75 180V179H74ZM101 180V179H100ZM103 180V179H102ZM2 181H3V179H2ZM36 181V180H35ZM83 181V180H82ZM99 181V180H98ZM97 181V182H98ZM153 181H154V179H153ZM160 181V180H159ZM159 181H157V183L156 184H158V182ZM179 181V182H180ZM199 181H201V180H199ZM217 181V180H216ZM215 181V182H216ZM220 181V180H219ZM218 181V182H219ZM222 181V180H221ZM14 182V181H13ZM19 182V181H18ZM17 182V183H18ZM22 182H23V180H22ZM43 182V181H42ZM112 182V181H111ZM169 182V181H168ZM175 183L177 182V181H174ZM202 182H203V180H202ZM225 182V181H224ZM228 182V181H227ZM5 183V182H4ZM3 183V184H4ZM16 183V182H15ZM25 183V181L23 182V184ZM29 183H30V181H29ZM31 183H33V181L31 182ZM30 183V184H31ZM37 183V182H36ZM75 183V182H74ZM73 183V184H74ZM94 183V182H93ZM153 183V182H152ZM166 183V182H165ZM178 183V182H177ZM211 183V184H210ZM8 184V183H7ZM19 184V183H18ZM18 184H16V185H18ZM20 184H21V182H20ZM60 184V183H59ZM108 184H110V183H108ZM169 184H171V183H169ZM180 184V183H179ZM201 184V183H200ZM220 184H222L221 182H220ZM5 185V184H4ZM26 185V184H25ZM79 185V184H78ZM171 185H173V183L171 184ZM175 185V184H174ZM178 185V184H177ZM223 185V184H222ZM260 185V184H259ZM49 186H51V185H49ZM71 186V185H70ZM152 186V185H151ZM156 186V185H155ZM164 186H165V184H164ZM180 186V185H179ZM182 186V185H181ZM220 186V185H219ZM226 186V185H225ZM255 186V185H254ZM263 186V185H262ZM14 187V186H13ZM16 187V186H15ZM14 187V188H15ZM26 188H27V186H25ZM74 187V186H73ZM91 187V186H90ZM161 187V186H160ZM19 188H20V186H19ZM30 188V187H29ZM44 188V187H43ZM62 188V187H61ZM74 188H76V187H74ZM74 188H72L73 190H74ZM89 188V187H88ZM87 188V189H88ZM152 188V187H151ZM154 188H157V186L156 187H154ZM177 188V187H176ZM219 188H221V186L219 187ZM259 188V187H258ZM23 189H25L24 187H23ZM41 189H42V187H41ZM55 189H56V187H55ZM58 189V188H57ZM62 189H64V187L62 188ZM80 189H81V187H80ZM94 189V188H93ZM26 190V189H25ZM28 190V189H27ZM73 190H71L72 192H73ZM156 190V189H155ZM220 190V189H219ZM13 191V190H12ZM15 191V190H14ZM24 191V190H23ZM46 191H48V190H46ZM51 191V190H50ZM55 191V190H54ZM56 191H58V190H56ZM64 191V190H63ZM76 191V190H75ZM93 191V190H92ZM38 191H36V193H37ZM71 192V193H72ZM77 192V191H76ZM177 191H175V193H176ZM217 192V193H216ZM3 193V192H2ZM14 193V192H13ZM18 193V192H17ZM16 193V194H17ZM20 193V192H19ZM32 193H35V192H32ZM39 193V192H38ZM41 193V192H40ZM86 193H88V192H86ZM159 193V192H158ZM68 194V193H67ZM67 194H65V195H67ZM73 194H74V192H73ZM73 194H72V196H73ZM92 195H93V193H91ZM220 194V193H219ZM219 194H218V196H219ZM226 194V193H225ZM239 194V193H238ZM23 195V194H22ZM24 195H26V193H24ZM31 195V194H30ZM45 195V194H44ZM58 195V194H57ZM165 195V194H164ZM175 195H177V194H175ZM224 195V194H223ZM222 195V196H223ZM228 195V194H227ZM68 196V195H67ZM75 196H77V195H75ZM89 196V195H88ZM229 196V195H228ZM23 198L25 197V196H22ZM47 197V196H46ZM58 197H60V196H58ZM63 197V196H62ZM74 197V196H73ZM73 197H71V198H73ZM172 197V196H171ZM183 197V198H184ZM226 197V196H225ZM30 198H32V197H30ZM30 198H28V199H30ZM37 198V197H36ZM42 198V197H41ZM50 198V197H49ZM57 198V197H56ZM55 198V199H56ZM63 198H65V197H63ZM71 198H70V200H71ZM90 198V197H89ZM152 198V199H151ZM174 198V197H173ZM227 198V197H226ZM229 198V197H228ZM227 198V199H228ZM233 198V197H232ZM231 198V199H232ZM235 198V197H234ZM14 199V198H13ZM47 199V198H46ZM58 199V198H57ZM56 199V200H57ZM62 199V198H61ZM61 199H59V200H61ZM67 199V198H66ZM176 199H178V198H176ZM223 199V198H222ZM25 200V199H24ZM34 200V199H33ZM49 200H52V199H49ZM73 200V199H72ZM184 200V199H183ZM5 201V200H4ZM30 201H31V199H30ZM42 201V200H41ZM47 201V200H46ZM62 201V200H61ZM63 201H64V199H63ZM180 201V200H179ZM182 201V200H181ZM224 201H225V199H224ZM231 200H229V201H226V202H230ZM38 202V201H37ZM39 202H40V200H39ZM43 202H44V200H43ZM66 203H64V204H71L70 202L71 201H69L68 203H67V201H65ZM161 202V201H160ZM186 202V201H185ZM225 202V203H226ZM242 202V201H241ZM254 202V201H253ZM42 203V202H41ZM55 203V202H54ZM59 203H60V201H59ZM224 203V204H225ZM16 204V203H15ZM35 204V203H34ZM40 204V203H39ZM58 204V203H57ZM63 204V203H62ZM62 204H61V206H62ZM91 204H92V202H91ZM99 204V205H100ZM160 204V203H159ZM237 204V203H236ZM235 204V205H236ZM4 205V204H3ZM7 205V204H6ZM5 205V206H6ZM33 205V204H32ZM54 205V204H53ZM73 205V204H72ZM71 205V206H72ZM123 205V204H122ZM121 205V206H122ZM168 205V204H167ZM179 205V204H178ZM177 205V206H178ZM241 205V204H240ZM244 205V204H243ZM259 205V204H258ZM9 206V205H8ZM11 206V205H10ZM28 206V205H27ZM170 206V205H169ZM176 206V207H177ZM224 206V205H223ZM229 206V205H228ZM238 206H239V202H238ZM65 207V206H64ZM68 207V206H67ZM160 207V206H159ZM179 207V206H178ZM220 207V206H219ZM240 207V206H239ZM14 208V207H13ZM37 208V207H36ZM40 208V207H39ZM51 208V207H50ZM49 208V209H50ZM63 208V207H62ZM73 208V207H72ZM122 208V207H121ZM125 208H126V206H125ZM229 208V207H228ZM235 208H237V207H235ZM6 209V208H5ZM29 209H30V207H29ZM33 209V208H32ZM35 209V208H34ZM57 209V208H56ZM64 209V208H63ZM65 209H67V208H65ZM124 209V208H123ZM122 209V210H123ZM162 209H164L163 208V206H162ZM170 209V208H169ZM177 209V208H176ZM179 209V208H178ZM224 209V208H223ZM256 209V208H255ZM36 210V209H35ZM60 210H61V208H60ZM167 210V211H166ZM224 210H226V206H225V209ZM230 210V209H229ZM235 210H237V213H235V215H236V218H235V221H234V224H233V227H234V230L233 231H235L234 233H240L241 231L240 230H242V227H246V228H249L250 230L252 229V228H254V223H253V221L251 220V219H249V218H246L245 216H243V214H242V208L240 209H235ZM32 211V210H31ZM44 211H45V209H44ZM73 211L75 212V210L73 209ZM72 211V212H73ZM109 211V210H108ZM112 211V210H111ZM175 211V210H174ZM8 212V211H7ZM73 212V213H74ZM103 212V211H102ZM229 212V211H228ZM231 212V211H230ZM229 212V213H230ZM235 212V211H234ZM19 213V212H18ZM31 213H34V212H31ZM42 213V211L40 212V215H42L41 214ZM72 213V214H73ZM125 213V212H124ZM123 213V214H124ZM226 213V212H225ZM228 213V214H229ZM260 213V212H259ZM264 213V212H263ZM15 214V213H14ZM17 214V213H16ZM36 214V213H35ZM34 214V215H35ZM55 214V213H54ZM66 214V213H65ZM64 213H63V216L65 215ZM68 214V213H67ZM75 214H77V213H75ZM123 214H121V215H123ZM232 214V216H233V212L231 213ZM11 215V214H10ZM45 215V214H44ZM60 215V214H59ZM79 215V214H78ZM105 215V214H104ZM260 215V214H259ZM16 216V215H15ZM52 216V215H51ZM68 216V215H67ZM77 216V215H76ZM198 216H199V214H198ZM9 217V216H8ZM14 217V216H13ZM34 217H36V216H34ZM48 217V216H47ZM46 217V218H47ZM54 217V216H53ZM58 217V216H57ZM56 217V218H57ZM78 217V216H77ZM80 217V216H79ZM84 217V216H83ZM101 217V216H100ZM99 217V218H100ZM105 217H106V215H105ZM104 217V218H105ZM111 217V216H110ZM203 217V216H202ZM203 217V218H204ZM260 217V216H259ZM263 217V216H262ZM90 218V217H89ZM88 218V219H89ZM98 218V217H97ZM103 218V217H102ZM100 219V220H98L97 221V219H96V221H97V224H96V227H95V230H97L98 232H99V234H104V232H108V233H113V232H115L117 229H118V225H116V223H115V221H112V220H108L107 218L106 219ZM115 218H116V216H115ZM135 218H136V220H135ZM195 218H196V220H195ZM202 218V219H203ZM209 218V219H210ZM231 218V217H230ZM15 219V218H14ZM34 219V218H33ZM82 219V218H81ZM112 219H114V218H112ZM126 219V218H125ZM227 219H228V217H227ZM232 219V218H231ZM23 220V219H22ZM36 220H37V217H36ZM63 220V219H62ZM124 220V219H123ZM230 220V219H229ZM228 220V221H229ZM47 221V220H46ZM56 221V220H55ZM58 221V220H57ZM88 221V220H87ZM121 221V220H120ZM126 221V220H125ZM203 221V220H202ZM207 221V220H206ZM209 221V220H208ZM34 222V221H33ZM81 222V221H80ZM84 222H85V220H84ZM83 222V220H82V223H84ZM118 222V221H117ZM205 222V221H204ZM19 223V222H18ZM22 223V222H21ZM96 223V222H95ZM126 223V222H125ZM206 223V222H205ZM209 223V222H208ZM207 223V224H208ZM29 224V223H28ZM40 223L38 222V225H39ZM86 224H87V222H86ZM122 224V223H121ZM176 224H178V226L176 225ZM200 224V223H199ZM37 225V226H38ZM61 225V224H60ZM125 225V224H124ZM127 225V224H126ZM231 225V224H230ZM21 226V225H20ZM35 226V225H34ZM56 226V225H55ZM177 226V227H176ZM203 226H205L204 224H203ZM263 226V225H262ZM5 227V226H4ZM58 227V226H57ZM128 227V226H127ZM206 227V226H205ZM208 227V226H207ZM216 227V226H215ZM257 227V226H256ZM38 228V227H37ZM87 228V227H86ZM209 228H212V227H210V225H209ZM39 229V228H38ZM52 229V228H51ZM60 229V228H59ZM93 229H94V227H93ZM121 229H124V228H121ZM216 229H217V227H216ZM244 229V228H243ZM3 230V229H2ZM53 230V229H52ZM85 230V229H84ZM87 230V229H86ZM125 230V229H124ZM123 230V231H124ZM138 230V229H137ZM142 230V229H141ZM214 230V229H213ZM249 230V231H250ZM70 231V230H69ZM81 231H83V230H81ZM194 232V233H196V235H195V237H193V238H191V233L190 232ZM206 231V230H205ZM211 231V230H210ZM215 231V230H214ZM219 231H217V232H219ZM230 231H231V229H230ZM232 231V232H233ZM252 231H253V229H252ZM26 232V231H25ZM37 232V231H36ZM85 232V231H84ZM128 232H126V233H128ZM142 232V231H141ZM209 232V231H208ZM48 233V232H47ZM77 233V232H76ZM88 233V232H87ZM119 233V232H118ZM122 233H124V232H122ZM130 233L129 234H127V235H130ZM136 233H137V231H136ZM138 233H139V231H138ZM190 233V234H189ZM206 233V232H205ZM209 233H211V232H209ZM214 233V232H213ZM230 233V232H229ZM242 233V232H241ZM240 233V234H241ZM247 233H249V232H247ZM246 233V234H247ZM140 234V233H139ZM139 234H137V235H139ZM215 234V233H214ZM38 235V234H37ZM40 235H42V232H41V234ZM52 233L51 234H48V235H45V237H43V238H38L37 240H35V242L33 243V245H36L34 248H33V251H32V254L34 255L35 254V252H37L39 255L40 254H42L43 253V251H44V253H46V252H49V255H50V257H49V262L50 263H54V264H58V253L57 252H59V250H58V248H57V246L56 245H61L60 243H58L59 241H57L56 240V238L55 237H52ZM98 235V234H97ZM126 234H125V236H127ZM136 235V236H137ZM209 235V234H208ZM232 235V234H231ZM249 235V234H248ZM24 236H25V234H24ZM44 236V235H43ZM102 236V235H101ZM112 236V235H111ZM122 236V235H121ZM135 236V235H134ZM141 236V235H140ZM211 236V235H210ZM213 236V235H212ZM1 237V236H0ZM32 237H33V235H32ZM120 237V236H119ZM118 237V238H119ZM124 237V236H123ZM127 237H130V236H127ZM132 237V236H131ZM214 237H216V236H214ZM218 237H219V234H218ZM245 237H247V236H245ZM23 238V237H22ZM35 238V237H34ZM37 238V237H36ZM92 238V237H91ZM125 238V237H124ZM211 238V237H210ZM238 238V237H237ZM240 238V237H239ZM243 238V237H242ZM1 239H2V237H1ZM109 239V238H108ZM127 239V238H126ZM125 239V240H126ZM130 239H132V238H130ZM134 239V238H133ZM212 239V238H211ZM216 239V238H215ZM221 239V238H220ZM248 239V238H247ZM247 239H239L237 242H236V245H235V247H234V253L237 251H244V252H246L245 251V249L247 248ZM251 239H253V238H251ZM59 240V239H58ZM124 240V239H123ZM226 240H228V239H226ZM233 240V239H232ZM65 241V240H64ZM108 241V240H107ZM219 241V240H218ZM236 241V240H235ZM235 241H233L234 243H235ZM251 241V240H250ZM105 242V241H104ZM121 242V241H120ZM131 241H129V243H130ZM177 242V243H178ZM222 242V241H221ZM224 243H226L225 241H223ZM254 242V241H253ZM103 243V242H102ZM114 243V242H113ZM125 243V242H124ZM217 243V242H216ZM215 243V244H216ZM250 244H252L251 242H249ZM95 244V243H94ZM93 244V245H94ZM214 244V243H213ZM227 244H228V242H227ZM17 245V244H16ZM122 245V244H121ZM209 245V244H208ZM223 245V244H222ZM229 245V244H228ZM249 245V244H248ZM82 246V245H81ZM94 246H96V245H94ZM105 246V245H104ZM124 246V245H123ZM176 246V245H175ZM217 246V245H216ZM232 246V245H231ZM230 246V247H231ZM251 246H253V245H251ZM63 247V246H62ZM65 247V246H64ZM98 247H99V245H98ZM205 247V248H204ZM219 247V246H218ZM224 247V246H223ZM222 247V248H223ZM226 247V246H225ZM101 248V247H100ZM116 248V247H115ZM126 248V249H127ZM228 248V247H227ZM259 248V247H258ZM64 249V248H63ZM103 249V248H102ZM263 249V248H262ZM123 250V249H122ZM177 250V249H176ZM188 250V251H187ZM219 250H221V249H219ZM223 250H225V248H223ZM228 251L230 250V249H227ZM247 250H248V252L245 254L246 256L245 257H250V259H251V255H253V253L254 252H252V251H249V248H247ZM260 250V249H259ZM118 251V250H117ZM177 251H179V250H177ZM255 251V250H254ZM86 252V251H85ZM181 252H182V250H181ZM243 252V253H244ZM66 253V252H65ZM95 253V252H94ZM97 253V252H96ZM100 253H101V251H100ZM121 253V252H120ZM160 253H159V255H160ZM177 253V254H176ZM222 253V252H221ZM225 253H227V251L225 252ZM229 253V252H228ZM231 253V252H230ZM243 253H242V255H243ZM132 254H134V253H132ZM131 254V255H132ZM241 254V253H240ZM130 255V254H129ZM202 255V254H201ZM227 255V254H226ZM234 255V254H233ZM239 255V254H238ZM237 255V256H238ZM261 255V254H260ZM78 256V255H77ZM112 256V255H111ZM114 256H116V255H114ZM191 256V255H190ZM193 256H196V255H193ZM212 257V258H210V257ZM224 256V255H223ZM222 256V257H223ZM228 256V255H227ZM241 256V255H240ZM240 256H238V257H240ZM33 257L34 256H32V259H33ZM98 257H99V255H98ZM131 257V256H130ZM189 257V256H188ZM203 257H204V255H203ZM206 257V256H205ZM229 257V256H228ZM253 257H255V256H253ZM256 257H257V255H256ZM259 257V256H258ZM263 257V256H262ZM110 258V257H109ZM163 258V259H164ZM192 258V256L190 257V259ZM198 258V257H197ZM201 258V257H200ZM219 258V257H218ZM232 258V257H231ZM231 258H230V260H231ZM242 258H243V256H242ZM40 259V258H39ZM67 259V258H66ZM69 259V258H68ZM113 259V258H112ZM133 259V258H132ZM135 259V258H134ZM233 259V258H232ZM236 259V258H235ZM1 260V259H0ZM101 259H99V261H100ZM118 260V259H117ZM131 260V259H130ZM160 260V259H159ZM194 260V259H193ZM205 260V259H204ZM208 260V261H209ZM220 260V259H219ZM219 260L218 259H213L210 263L211 264H218V262H219ZM222 260V259H221ZM225 260H228V259H225ZM230 260H228V261H230ZM238 260V259H237ZM243 260V259H242ZM138 261V260H137ZM147 261H148V259H147ZM161 261V260H160ZM159 261V262H160ZM163 261V260H162ZM161 261V262H162ZM166 261V262H167ZM235 261V260H234ZM258 261V260H257ZM4 262V261H3ZM93 262V261H92ZM96 262V261H95ZM102 262V261H101ZM140 262V261H139ZM143 262V261H142ZM154 262V261H153ZM158 262V261H157ZM165 262V261H164ZM205 261H203V263H204ZM222 262V261H221ZM224 263H225V261H223ZM222 262V263H223ZM230 262H232V261H230ZM240 262V261H239ZM256 262V261H255ZM259 262H261L262 263V261L260 260ZM259 262H257V263H259ZM94 263V262H93ZM111 263V262H110ZM134 263V262H133ZM149 263V262H148ZM151 263V262H150ZM207 263V262H206ZM209 263V264H210ZM223 263V264H224ZM235 263V262H234ZM256 263V264H257ZM95 264V263H94ZM123 264V263H122ZM135 264V263H134ZM157 264V263H156ZM160 264V263H159ZM163 264V263H162ZM242 264V263H241ZM264 264V263H263Z\"/></svg>","mask_w":264,"mask_h":264}]
</instances>
